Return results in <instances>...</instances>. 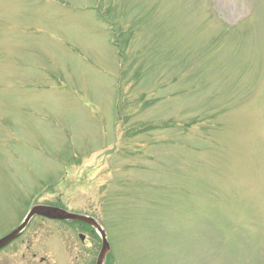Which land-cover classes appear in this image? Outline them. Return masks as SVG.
Listing matches in <instances>:
<instances>
[{
	"label": "rangeland",
	"instance_id": "374dc122",
	"mask_svg": "<svg viewBox=\"0 0 264 264\" xmlns=\"http://www.w3.org/2000/svg\"><path fill=\"white\" fill-rule=\"evenodd\" d=\"M36 196L112 264H264V0H0V235Z\"/></svg>",
	"mask_w": 264,
	"mask_h": 264
},
{
	"label": "flooded vegetation",
	"instance_id": "af4514ba",
	"mask_svg": "<svg viewBox=\"0 0 264 264\" xmlns=\"http://www.w3.org/2000/svg\"><path fill=\"white\" fill-rule=\"evenodd\" d=\"M34 219L39 221L37 223L39 230H43L42 226H52V228H54V230H50L54 233V236L46 241V249L48 248L56 257L54 259L51 258L55 261L53 264H69L72 258L76 260L80 259L78 264H88L87 245H85V241L81 239V236L84 235L82 231L85 229L82 224L71 221L48 219L41 216L35 217ZM30 224L31 222L22 236L13 241L7 247L0 250V264H51L49 259L45 256H41L37 263L36 254H33V256L28 259L24 258L21 262H18V259H16L14 255L12 257H8L9 254L6 255V257L2 256L9 247L13 246L17 241L26 235L30 229ZM57 240L59 241L57 242ZM75 262L76 261H74V263Z\"/></svg>",
	"mask_w": 264,
	"mask_h": 264
},
{
	"label": "water",
	"instance_id": "95a60500",
	"mask_svg": "<svg viewBox=\"0 0 264 264\" xmlns=\"http://www.w3.org/2000/svg\"><path fill=\"white\" fill-rule=\"evenodd\" d=\"M34 215H42L48 218H54V219H69V220H75L84 222L90 226H92L101 236L102 239V245L101 250L99 252V255L97 257L96 264H104L107 254L110 251V244L107 239V235L103 227L98 223V221L87 215H81L73 212H69L67 210H64L60 207L55 206H49V205H36L34 206L28 215L26 216L25 220L22 222V224L17 227L15 230L10 232L9 234L5 235L0 239V249L4 246L8 245L12 240L19 237L22 232L24 231L25 227L28 225L30 219Z\"/></svg>",
	"mask_w": 264,
	"mask_h": 264
},
{
	"label": "trees",
	"instance_id": "16d2710c",
	"mask_svg": "<svg viewBox=\"0 0 264 264\" xmlns=\"http://www.w3.org/2000/svg\"><path fill=\"white\" fill-rule=\"evenodd\" d=\"M88 227V226H87Z\"/></svg>",
	"mask_w": 264,
	"mask_h": 264
}]
</instances>
